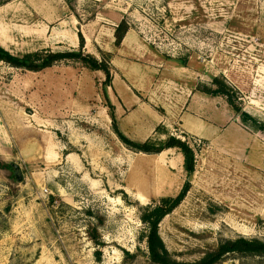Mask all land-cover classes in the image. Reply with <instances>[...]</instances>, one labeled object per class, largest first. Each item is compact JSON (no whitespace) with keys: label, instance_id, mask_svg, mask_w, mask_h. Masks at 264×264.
<instances>
[{"label":"rangeland","instance_id":"obj_1","mask_svg":"<svg viewBox=\"0 0 264 264\" xmlns=\"http://www.w3.org/2000/svg\"><path fill=\"white\" fill-rule=\"evenodd\" d=\"M27 13L9 21L11 53L82 50L111 80L77 59L0 61V264H156L143 217L182 191L184 155L137 151L112 115L132 141L176 136L195 152L191 188L159 225L172 261L264 241V0H49Z\"/></svg>","mask_w":264,"mask_h":264},{"label":"trees","instance_id":"obj_2","mask_svg":"<svg viewBox=\"0 0 264 264\" xmlns=\"http://www.w3.org/2000/svg\"><path fill=\"white\" fill-rule=\"evenodd\" d=\"M7 2V1H5ZM5 2H0V5ZM127 28L124 25H120L117 29V44H121L126 33ZM84 40H82L83 46ZM77 59L82 61L86 66L93 70H103L108 80H111V71L109 63L105 61H99L91 55L84 54L80 51H64V52H33L27 53L22 56L14 55L10 51L0 46V61H5L17 68L28 69L32 71L43 70L47 67L54 65L58 61ZM209 93L214 95H227L228 91L224 87H220L217 90H212ZM114 128L120 138L130 147L137 151L155 154L161 153L171 148H178L184 155V168L187 172L188 179L183 187L182 191L176 197L163 198L159 203L146 209L143 222L147 225V234L145 238L148 242V248L150 257L156 264H181L176 261H172L167 253L164 242L159 232V225L161 221L172 211H174L186 198L190 188V177L195 171L196 158L195 152L191 145L176 136H168L165 140H153L148 139L143 143H138L129 139L124 135L117 127L115 117ZM230 254H239L244 256H258L264 258V241L258 238H246L239 237L236 239H227L220 242L216 250L208 253L205 257L193 264H216L223 258Z\"/></svg>","mask_w":264,"mask_h":264},{"label":"crops","instance_id":"obj_3","mask_svg":"<svg viewBox=\"0 0 264 264\" xmlns=\"http://www.w3.org/2000/svg\"><path fill=\"white\" fill-rule=\"evenodd\" d=\"M45 2L49 0H8L4 4L0 5V46L8 51H12L10 27L9 21L16 14L27 15L28 10L33 11L35 9L43 8ZM45 14V12L43 11ZM13 54V53H12Z\"/></svg>","mask_w":264,"mask_h":264},{"label":"water","instance_id":"obj_4","mask_svg":"<svg viewBox=\"0 0 264 264\" xmlns=\"http://www.w3.org/2000/svg\"><path fill=\"white\" fill-rule=\"evenodd\" d=\"M15 169H16L18 177L21 179L20 168L17 165H15Z\"/></svg>","mask_w":264,"mask_h":264},{"label":"built area","instance_id":"obj_5","mask_svg":"<svg viewBox=\"0 0 264 264\" xmlns=\"http://www.w3.org/2000/svg\"><path fill=\"white\" fill-rule=\"evenodd\" d=\"M0 78H1V75H0Z\"/></svg>","mask_w":264,"mask_h":264}]
</instances>
